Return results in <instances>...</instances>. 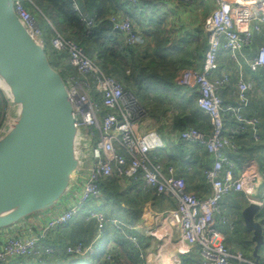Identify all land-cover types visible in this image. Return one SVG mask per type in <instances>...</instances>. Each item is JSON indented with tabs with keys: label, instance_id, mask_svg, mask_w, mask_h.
I'll use <instances>...</instances> for the list:
<instances>
[{
	"label": "built area",
	"instance_id": "obj_1",
	"mask_svg": "<svg viewBox=\"0 0 264 264\" xmlns=\"http://www.w3.org/2000/svg\"><path fill=\"white\" fill-rule=\"evenodd\" d=\"M128 1L137 3V0ZM13 2L31 37L44 47V31L36 17L25 8L23 0ZM110 21L121 33L125 45L144 44L145 37L135 28L130 16L117 12L110 16ZM204 27L208 45L203 66L199 70H183L177 84L196 97L197 106L210 119L211 132L190 127L179 133V138L188 144L200 145L213 156L212 164L204 170L212 194L202 198L189 192L185 179L175 174L174 166L164 168L158 156L165 149L163 134L156 129L142 128L149 116L145 104L120 81L107 76L78 42L56 32L50 44L69 54V65L78 74L77 77L67 75L65 82L77 118L81 166L59 204L25 223L16 224H22L18 230H0V264L20 259L42 263L55 252L54 246L47 242L54 232L81 218L96 223L97 236L87 247L82 244L69 247V253L76 256L94 253L101 239L110 238H106L108 228L121 233L142 251L138 225L108 216L99 201L103 194L98 182L109 177L119 179L123 188L139 183L145 192L174 197L176 208L162 213L161 219L166 221L170 238L179 234L187 246L199 247L201 264H255L243 251H230L218 225H231L227 216L221 214V203L234 191L242 192L249 204H256L259 211H264V190L258 194L264 170L244 171L236 176V165L227 152L235 147L236 136L242 132L250 131L253 139H259L260 120L246 115V110L250 105L249 95L255 89L250 75L264 69V45L253 56L247 51L264 30V0H216V7ZM224 52L237 76L232 92L238 100L236 104L226 103L221 96V90L232 81V72L223 61ZM94 91L101 95V105ZM17 113L18 107L7 85L0 79L1 133L15 121ZM153 215L148 210L143 217ZM111 258V254L107 256L110 263Z\"/></svg>",
	"mask_w": 264,
	"mask_h": 264
},
{
	"label": "trees",
	"instance_id": "obj_2",
	"mask_svg": "<svg viewBox=\"0 0 264 264\" xmlns=\"http://www.w3.org/2000/svg\"><path fill=\"white\" fill-rule=\"evenodd\" d=\"M83 2L86 8L85 14L81 13L77 8L75 0H23L25 8L36 17L42 27L45 38L44 48H46L47 44L51 46V51L47 52V56L52 66L62 75L64 80L67 75L77 77L78 74L69 65L68 61L67 63L64 61L67 59V52L58 51L50 44V39L55 36L56 32L67 39L78 42L86 54L101 67L107 76L120 81L127 91L133 92L142 102L143 94L149 91L160 95L164 98L163 100L172 98L175 104L178 102L179 112L173 118L174 131L181 133L193 127L205 133L211 132L210 119L197 106L196 97L189 96L187 92H183L175 81L181 70L189 68L199 69L202 67L204 57L200 56L201 58L194 59L193 50L195 48L192 50V45L195 42H184L181 39H174L165 32V18L156 16L158 7L159 5L161 6V0H137L135 4L130 3L128 0H83ZM117 12L129 14L131 19L133 21L136 20L139 24L147 21V23L155 25L150 29L152 35L144 33L146 37H153L155 46L151 52L145 55L135 54L134 50L139 47L138 45L128 46L124 44L121 33L114 29L110 21V16ZM86 15L92 21L91 25L88 24ZM43 22L47 26L46 32L41 24ZM255 41L256 37L251 47L255 44ZM181 44H184V47L180 48ZM235 84L231 81L229 86L232 87ZM234 86L232 87V92L234 91ZM222 91L221 96L224 99ZM94 94L101 105V95L96 91L93 92ZM242 135H250L251 139L256 141L253 139L252 133L247 131L236 136L235 144ZM175 148L183 156L186 143L182 141ZM205 154L207 156L210 155L213 162V156L207 151H205ZM158 156L160 161L167 162L170 159L169 155L164 153ZM98 184L103 194L99 201L108 216L116 217L132 224L141 222L144 207L152 197L155 200V207L158 209L161 207H157V205H164L167 201H170V196L167 194L143 191L139 183H132L129 187L123 188L116 177L101 179ZM88 209L89 205L86 207V210ZM76 221L68 223L65 227L69 228ZM89 222L95 228H89L92 232V238L88 242L79 240L78 242L70 243L65 236L57 238L55 235L47 241L52 246L54 244H66L62 254L58 257L62 259L63 264H138L133 245L121 233L113 231L111 228L106 230V234L109 235L106 238L114 235L120 237V239L114 237L115 242L118 243L116 247H113L110 241H106L101 250L97 251L96 249L94 253L80 255L79 259L72 261V263L68 262L78 255L69 253L67 251L69 247L74 248L78 244L87 247L94 242L96 236L93 237V229L97 230V226L95 222ZM85 227L82 229L86 230ZM61 230H64V227L60 228L58 232ZM248 243L249 246L252 245L251 241ZM110 254L112 256L111 263L107 260V256ZM244 254L248 257L246 252ZM57 255L58 252L56 253L55 250L42 263L20 259L7 264H48L50 262L49 258Z\"/></svg>",
	"mask_w": 264,
	"mask_h": 264
},
{
	"label": "water",
	"instance_id": "obj_3",
	"mask_svg": "<svg viewBox=\"0 0 264 264\" xmlns=\"http://www.w3.org/2000/svg\"><path fill=\"white\" fill-rule=\"evenodd\" d=\"M75 2L85 14L83 0ZM0 79L18 107L15 121L0 135L1 230L59 204L78 176L81 157L68 86L16 14L13 0H0ZM258 212L253 203L243 211L257 261L264 244Z\"/></svg>",
	"mask_w": 264,
	"mask_h": 264
},
{
	"label": "crops",
	"instance_id": "obj_4",
	"mask_svg": "<svg viewBox=\"0 0 264 264\" xmlns=\"http://www.w3.org/2000/svg\"><path fill=\"white\" fill-rule=\"evenodd\" d=\"M204 1L205 0H193L192 4L187 0H161V6L159 5L156 16H162L163 18H165V32L168 33L169 36H171V32L167 30L166 27L167 10H164V5L168 8V10H170V12H173L174 9H177L179 11L178 13L180 14L178 15V18L185 22L184 29L188 30L189 26L190 32H186L185 30L183 34L179 36L176 35L177 37H171L174 39H181L184 42L194 43V41L191 40L195 39V35L198 36V30H195L194 28L197 27V24H201L199 23L201 19L202 22H207L211 13L216 7V0H210L209 5L205 4ZM187 3H190L191 5H187ZM196 3L200 5L203 4V10H197L195 21L187 23L185 17L189 16V12H186L189 11V8L191 7L195 9L196 7L194 4ZM204 5H206V7H204ZM120 13L125 16H130L125 12ZM133 23L135 25V28L137 30H140L143 35L144 33L148 35L151 34L150 29L153 28V24L147 23V21H145L143 24H139L136 20H134ZM204 23L203 26H205ZM203 34L206 37L203 44V48H205V50L204 52L201 49L198 51L195 48L194 43L192 45V50L193 48H195V50H193L194 59H199L200 56L204 57L205 51L207 49V31L204 30ZM187 35L191 36H189V38L185 37ZM262 45H264V30L261 34L256 36L255 44L248 49L249 51H247V53L250 56L255 55ZM154 46L155 45L153 43V37L148 36L145 38L144 44L139 45V47L134 50V53L145 55L146 53L151 52ZM182 47H184V44L180 45V48ZM200 53L201 55L198 57L197 55ZM68 57L69 54L67 56V59L64 60L66 63L67 61L69 63ZM222 57L223 61L227 62V69L231 70L232 72V81L234 84L236 83L237 79V76L233 71L234 67L232 66V63L229 62L228 56L225 52L223 53ZM201 68L202 67H200L199 69ZM189 69L199 70L198 68ZM183 70H181L180 72H182ZM250 79L255 81V88L258 85V87L263 88L264 92V70H260L255 75H250ZM177 80L178 77L175 80L176 84ZM232 87L229 86L223 89L222 95L226 103L236 104L238 100L232 93ZM180 88L183 90V92H187L189 96H193L183 87ZM143 95H150L155 96L156 98L164 99L160 95H156V93L152 91L146 92ZM249 98L250 105L246 110V115L256 116L258 117V119H260L259 139L253 141L250 135H242L237 139L235 147L232 149H228L227 152L231 160L236 165V176H239L244 171L262 172L264 170V102H259V98L255 90L250 93ZM176 107L177 109H175L174 111H159L158 109L156 110V107H152L150 109L147 108L149 111V116L143 122L142 128L146 131L156 129L163 134L164 139L166 141L165 149L160 150L158 152V155H162L164 153L169 155L170 158L167 162L161 160V163L164 168L168 166H174L175 174L185 178L187 190L189 192L196 194L202 198L208 197L212 194V188L205 178L204 170L211 165V157L210 155L207 156L205 154L204 149L200 145H191L186 142V149L184 151L183 156L179 154L175 146L183 140L179 138V133L177 131H174L173 129V118L179 112V108L177 105ZM262 190H264V181H262L261 188L258 192L259 195L261 194ZM168 196H170V201H167V203L164 205H157V207H161L160 209L155 207V200L153 197L146 203L144 207L142 220L140 223L137 224V234L141 240L142 251L134 247L135 255L138 259V264H201L203 258L198 246H187L182 241L181 236L179 234H176L173 239L170 238V236L168 235L166 221L161 219V214L176 208V201L174 197H172L171 195ZM248 205V199L242 192L234 191L231 192L229 195L225 196L221 203V214L227 216V218L231 222V225H218V228L224 234V242L227 244L232 253H235L236 251L246 252L248 256L247 258L250 259L252 262H254L255 264H264V244L258 250L259 259L257 261L254 257V249L256 245L253 241L254 232L246 226L243 218V211ZM148 210H152L154 215L148 217L147 219H144L143 216ZM256 220L261 223L264 235V211L258 212V214L256 215ZM77 222L78 221H76L73 226L76 228L77 231L83 230L82 228H84L85 226L87 227V224L90 223L89 221H86L85 225L82 222ZM21 226L22 224L16 225L7 230H18ZM93 228H95L94 225ZM106 241H110L113 246H115L116 244L113 242V236L105 240V242ZM250 241L252 245L249 246L248 242Z\"/></svg>",
	"mask_w": 264,
	"mask_h": 264
},
{
	"label": "rangeland",
	"instance_id": "obj_5",
	"mask_svg": "<svg viewBox=\"0 0 264 264\" xmlns=\"http://www.w3.org/2000/svg\"><path fill=\"white\" fill-rule=\"evenodd\" d=\"M187 1L192 3L193 0H187ZM204 2H205V4L209 5L210 0H205ZM187 5H191V4L187 3ZM194 5L196 7L195 9L193 7H191V8H189V11L186 12V13L189 12V16L185 17L186 18L185 20H186L187 23L191 22V21L192 22L195 21L196 11L197 10H201V9L203 10V7H202L203 4L200 5V4L196 3ZM204 7H206V5H204ZM164 8H165L164 10H167V13H166V16H167L166 27H167V30H169L171 32L170 35L173 36V37H177V36L183 34L185 32V30H186V29H184L185 22L182 21L180 18H178V15H180L178 13L179 11L177 9H174L173 12H170V10H168V8L165 5H164ZM204 22H202V19H201V21L199 22L201 24H197V27L194 28L195 30H198V36L195 35L194 36L195 39L191 40V41H194L196 43V47L195 48L198 51L201 49L203 52L205 50V48H203V44H204V41H205V38H206L205 35L203 34L204 30H205L204 26H203ZM205 23H204V25H205ZM41 24H42V26H43V28L45 29V32H46L47 31L46 24L44 22L41 23ZM153 26H155V25H153ZM186 32H190V27L189 26H188V30H186ZM144 36H145V34H144ZM189 36H191V35H189ZM189 36L187 35L185 37L189 38ZM145 38H146V36H145ZM44 49H45L46 53L47 52L49 53L51 51V46L47 44L46 48H44ZM200 55H201V53L198 54L197 56L199 57ZM255 91H256V94H257V96L259 98V102L260 103L264 102L263 88H260L257 85L256 88H255ZM149 96L150 95H144L143 96V103L145 104V106H147L148 109H150L152 107H156V110L158 109L159 111H174L175 109H177L176 105H177L178 102H176V104H175L174 100L172 98L167 99V100H163L161 98H156L155 96H150V97ZM150 112H151V110H150ZM78 137H79V134H78ZM78 141H80L79 138H78ZM78 147H80L79 142H78ZM84 220H85V218H82V219H78L77 221L79 223L82 222V223L85 224L86 220H85V222H84ZM22 222H24V221H21L20 223H22ZM74 224L69 226V228L64 226V230H61L59 232L55 231L54 232L55 236L57 238L58 237L60 238L61 236H65L70 243L78 242L79 240L80 241H85V242L90 241L91 238H92V232H91V230H89V228H93L92 223L87 224L88 226L85 228L86 230H80V231H77L76 228L73 227ZM71 227H73V228H71ZM96 235H97V232H96L95 229H93V237L96 236ZM114 237L120 239V237H117V235H114L113 236V242L114 243H116L115 240H114ZM104 243H105V240L101 239L100 245H99V248L97 249V251L101 250V248L104 247V246L102 247V245ZM116 244H118V243H116ZM116 244L113 247H116ZM93 245H94V243H93ZM53 246H54V248L56 250V253L58 252V255L55 256V257L49 258L50 262L48 264H63L64 262L61 261L62 259H60L58 257L62 254L64 248L66 247V244H61V245H55L54 244ZM79 258H80L79 256H76V257H74V259H70L68 262L72 263V261L77 260Z\"/></svg>",
	"mask_w": 264,
	"mask_h": 264
}]
</instances>
